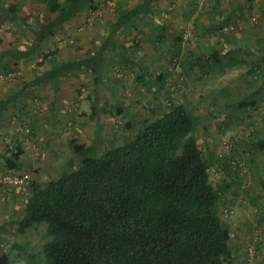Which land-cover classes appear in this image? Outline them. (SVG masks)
I'll return each instance as SVG.
<instances>
[{
    "label": "rangeland",
    "instance_id": "rangeland-1",
    "mask_svg": "<svg viewBox=\"0 0 264 264\" xmlns=\"http://www.w3.org/2000/svg\"><path fill=\"white\" fill-rule=\"evenodd\" d=\"M122 1L96 0L95 10L81 12L68 22L65 30H58L54 38L59 48L56 60H71L78 54L84 57L92 47L99 23L107 22L116 3ZM241 2L158 0L159 21L166 26L163 34L156 29L134 28L117 36L112 43L116 52L139 55L137 60H143L146 74L163 76L162 89L150 81L139 83L136 67L126 65L124 59L112 53L103 69L107 76L99 75L95 81L92 73L83 69L67 81H59L54 87L47 84L40 90L16 87L36 72L35 64L44 49L27 59L0 64V99H15L0 118V154L6 144L16 142L23 150L19 170L5 173L0 160V179L8 175L28 176L22 186L0 183V264L27 263V255L14 250V244L25 245L28 255L41 259L42 245L47 240L44 227L41 224L20 235L17 217L30 195L32 182L45 186L80 166V158L71 151L72 138L89 146L96 142L99 146L95 155L101 146L121 145L135 136L136 129L127 126L130 117L136 124L156 117L168 110L169 98L174 96L187 99L198 118L196 143L208 158L209 179L219 195L221 217L232 233L230 248L236 264H264V147L259 145L264 143V89L257 94L254 108L239 112L226 109L228 102L253 97L261 89L264 62L259 57H264V20L258 10L249 12L244 7L239 9L242 18L236 20L231 16L219 31L209 18L217 15L219 9L231 11ZM0 3L17 7L21 19L36 17L41 23L51 17L44 6L30 0ZM261 3L263 0H255V7ZM227 37L246 44L252 56H228L222 60L226 63L223 67L204 65L206 74L192 70L205 49H222ZM32 42L33 35L19 19L13 20L0 11V49L23 51ZM251 66L256 73L246 75ZM103 78L117 86L118 100L106 89ZM119 105L129 116L113 110ZM255 238L260 246L250 259L247 248L257 243Z\"/></svg>",
    "mask_w": 264,
    "mask_h": 264
},
{
    "label": "trees",
    "instance_id": "trees-1",
    "mask_svg": "<svg viewBox=\"0 0 264 264\" xmlns=\"http://www.w3.org/2000/svg\"><path fill=\"white\" fill-rule=\"evenodd\" d=\"M30 1L44 6L51 17L41 23L36 17L21 19L17 7L0 3V11L13 20L19 19L33 35L27 50L1 48L0 64L27 59L41 48L45 51L39 54L35 74L16 89L55 86L83 69L89 70L96 81L99 75L107 76L103 69L109 64L110 53L136 67L139 83L150 81L157 89L163 88V76L146 74L143 60H137L139 55L116 52L112 45L119 34L129 29H156L163 34L166 26L159 21L158 0L117 2L112 17L101 21L95 30L91 49L84 57L78 54L67 61L56 60L59 48L55 33L65 30L81 12L95 10L96 0ZM244 7L249 12L258 10L264 20V0L257 8L255 0H242L231 11L219 9L217 15H210V21L221 31L231 16L242 18L239 9ZM208 50L200 54L203 59L197 57L192 70L204 73V65L223 67L226 63L222 60L228 56H252L246 44H238L232 37H227L222 49ZM259 58L264 62L263 56ZM254 68L251 66L246 75L255 74ZM103 79L106 89L118 100L117 86ZM262 89L264 77L258 93L239 102H228L226 109L239 112L254 108ZM169 100L168 110L156 117L137 124L130 117L127 126L136 129L134 138L121 145L101 146L96 155V142L89 146L72 138L71 151L80 158V166L45 186L31 183L30 195L17 217V233L24 235L42 224L47 240L40 260L28 255L25 245H12L27 255L26 264H236L230 248L232 233L221 217L219 195L209 179L208 158L196 143L198 118L187 99L174 96ZM13 101L14 97L0 99V118ZM112 108L119 115L129 116L121 105ZM259 145L264 147L263 142ZM5 146L0 154L2 169L5 173L19 170L23 150L18 142ZM255 239L254 247L258 248L260 241Z\"/></svg>",
    "mask_w": 264,
    "mask_h": 264
},
{
    "label": "built area",
    "instance_id": "built-area-1",
    "mask_svg": "<svg viewBox=\"0 0 264 264\" xmlns=\"http://www.w3.org/2000/svg\"><path fill=\"white\" fill-rule=\"evenodd\" d=\"M28 181V176L24 175L23 177H16V176H4L1 177L0 183L3 186H9V187H18L26 184ZM255 247L254 245L248 246L247 253L249 256H253L255 254Z\"/></svg>",
    "mask_w": 264,
    "mask_h": 264
},
{
    "label": "crops",
    "instance_id": "crops-1",
    "mask_svg": "<svg viewBox=\"0 0 264 264\" xmlns=\"http://www.w3.org/2000/svg\"><path fill=\"white\" fill-rule=\"evenodd\" d=\"M34 74H35V73H34ZM34 74H33V75H34ZM33 75H32V76H33ZM32 76H31V77H32ZM31 77H30V79H31ZM43 87H44V86H42L40 89H42ZM52 87H54V86H52ZM40 89H38V90H40Z\"/></svg>",
    "mask_w": 264,
    "mask_h": 264
}]
</instances>
